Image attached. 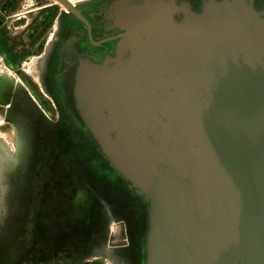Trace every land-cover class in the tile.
Returning a JSON list of instances; mask_svg holds the SVG:
<instances>
[{"label":"water","instance_id":"water-1","mask_svg":"<svg viewBox=\"0 0 264 264\" xmlns=\"http://www.w3.org/2000/svg\"><path fill=\"white\" fill-rule=\"evenodd\" d=\"M119 3L113 56L81 60L61 101L145 206L142 264H264V15Z\"/></svg>","mask_w":264,"mask_h":264},{"label":"flooded vegetation","instance_id":"flooded-vegetation-1","mask_svg":"<svg viewBox=\"0 0 264 264\" xmlns=\"http://www.w3.org/2000/svg\"><path fill=\"white\" fill-rule=\"evenodd\" d=\"M119 1L90 0L83 5L68 1L74 8L72 11L58 2L63 14L45 62L44 78L39 83L41 96L23 85L12 86L0 81V115L15 130L19 152L10 176L11 235L0 242V264L75 263L87 251L86 246L77 249L79 239H83L79 237L77 221L78 217L82 220L83 211L78 214V207L89 212L83 220L88 228L85 244L91 234L102 232L106 221L117 217L113 230L119 233L122 229L123 238L110 241L113 230L109 229L106 247L115 248L117 253H130L142 264L146 211L144 215L139 197L119 178L137 206L113 204L111 197L102 193L103 196L97 198L102 214L100 218L91 215V182L84 171H78V159L87 161L91 157V145L97 150L66 113L61 101L62 87L69 82V76L71 78L81 60L100 63L113 56L124 32ZM172 1L174 4L186 2L193 12H199L207 0ZM247 1L264 15V0ZM179 17L180 13H174L175 19ZM99 157L110 167L101 155ZM82 175L85 181L79 188L78 179ZM136 231L138 236L133 237Z\"/></svg>","mask_w":264,"mask_h":264},{"label":"rangeland","instance_id":"rangeland-1","mask_svg":"<svg viewBox=\"0 0 264 264\" xmlns=\"http://www.w3.org/2000/svg\"><path fill=\"white\" fill-rule=\"evenodd\" d=\"M68 1L83 5L90 0ZM5 8L7 12L4 16L0 14V81H6L12 86L23 85L31 91L39 93V83L45 75V62L54 45L53 39L63 14L62 7L56 0H11L8 5H5ZM16 17L19 18L15 19ZM21 22H23L22 25ZM39 94L41 96L42 93ZM16 143L15 130L0 115V242H5L11 235L12 214L8 209V198L11 171L19 157ZM99 156V153L91 145V157L87 161L78 159V171L81 173L84 171L91 182V215L94 214V218H100L102 209L97 203V198L102 197V193L111 197L113 204L120 202L122 205L132 203L133 206L135 204L137 206V201L126 194L124 182ZM84 179L83 175L78 179L79 188L84 183ZM140 204L144 208L145 215V206L142 202ZM81 211H83L82 220L78 217L77 221L79 237L82 236L83 239H79L77 249L86 246L87 251L84 255L79 256L73 264H140L137 258L130 253L127 255L117 253L113 250L115 248L106 247L108 231L109 229L113 230V226L118 220L117 217L106 221L102 232L95 236L91 234V239L85 244L88 228L85 227L83 220H86L89 212L78 207L77 213L79 214ZM134 223L135 226L138 225V222ZM94 224L98 226L97 223L94 222ZM110 232V241L112 242L120 241L123 238L122 229L119 233L116 230ZM132 236H138V231Z\"/></svg>","mask_w":264,"mask_h":264},{"label":"crops","instance_id":"crops-1","mask_svg":"<svg viewBox=\"0 0 264 264\" xmlns=\"http://www.w3.org/2000/svg\"><path fill=\"white\" fill-rule=\"evenodd\" d=\"M11 0H0V14H2L4 16V14L7 12L5 5H8V3ZM19 17H16L15 19H17ZM23 24V22L21 23V25Z\"/></svg>","mask_w":264,"mask_h":264},{"label":"bare ground","instance_id":"bare-ground-1","mask_svg":"<svg viewBox=\"0 0 264 264\" xmlns=\"http://www.w3.org/2000/svg\"><path fill=\"white\" fill-rule=\"evenodd\" d=\"M70 3L74 4L75 2L74 1H69Z\"/></svg>","mask_w":264,"mask_h":264}]
</instances>
